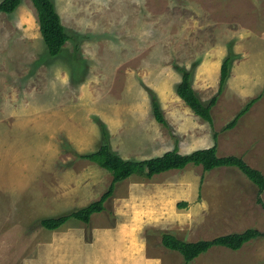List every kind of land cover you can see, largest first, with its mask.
<instances>
[{
  "label": "rangeland",
  "instance_id": "rangeland-1",
  "mask_svg": "<svg viewBox=\"0 0 264 264\" xmlns=\"http://www.w3.org/2000/svg\"><path fill=\"white\" fill-rule=\"evenodd\" d=\"M51 1L72 38L55 57L30 0L0 14V264H185L161 234L196 242L264 233V192L259 204L238 169L193 165L117 183L88 225H38L108 188V171L77 158L105 140L121 158L140 161L175 146L181 154L211 147L215 133L218 157H240L264 176V0ZM225 58L229 75L210 126L176 86L188 71L206 105ZM152 97L168 128L154 120ZM187 264H264V236Z\"/></svg>",
  "mask_w": 264,
  "mask_h": 264
},
{
  "label": "trees",
  "instance_id": "trees-1",
  "mask_svg": "<svg viewBox=\"0 0 264 264\" xmlns=\"http://www.w3.org/2000/svg\"><path fill=\"white\" fill-rule=\"evenodd\" d=\"M36 10L39 32L45 45L47 54L50 57L57 56L63 51V46L71 40L64 26L61 23L51 0H30ZM21 0H2L0 2V14H12L20 5ZM230 58H225L220 67L219 84L217 93L206 105L202 104L196 93L194 92L191 82L190 73L186 70H180L181 80L176 86V94L179 99L204 122L212 125L211 109L216 104L220 96L226 80L229 75ZM257 99L250 101L243 110H241L230 121L224 129H232L240 117H242ZM151 111L154 120L168 128V124L162 114L159 103L155 97L151 98ZM213 145L205 149H197L187 154H181L175 146L172 150L163 153L160 156L153 158L132 161L126 160L113 153L107 140L100 147L91 153L78 155L77 158L89 162L96 163L101 168L111 174V183L108 188L102 193L98 200L90 204L76 209L68 214L45 218L38 221V225L42 228L55 231L74 219L85 225L90 223L92 215L99 214L105 211V204L113 195L114 187L117 183H121L133 175L141 176L146 179H151L156 175H160L169 171L182 170L188 165L200 166L203 171H211L216 168H236L238 169L256 188L258 191L257 202L262 203L259 195L264 192V176L263 174L250 167L240 157L217 156L216 134L213 133ZM186 206V202L179 204ZM264 236V233L255 229H247L241 233H232L223 236H218L210 240H200L196 242H188L169 234H161V243L165 249L177 252L185 264L196 259L198 256L206 253L213 247L226 248L231 251L240 250L246 243L256 238Z\"/></svg>",
  "mask_w": 264,
  "mask_h": 264
}]
</instances>
